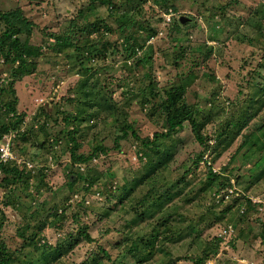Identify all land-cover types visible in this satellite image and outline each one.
<instances>
[{
  "label": "rangeland",
  "instance_id": "374dc122",
  "mask_svg": "<svg viewBox=\"0 0 264 264\" xmlns=\"http://www.w3.org/2000/svg\"><path fill=\"white\" fill-rule=\"evenodd\" d=\"M94 2L0 0L35 24L29 43L42 48L13 83L15 112L11 63L0 56V129L11 126L0 145L13 154L0 162V240L18 249L30 233L21 226L42 223L27 249L67 247L55 264H198L214 244L200 263L264 264V105L227 147L216 138L264 84V0ZM61 33L76 46L56 51ZM187 77L184 102L199 122L211 117L201 126L206 145L185 120L156 140L170 159L138 180L148 154L157 158L143 143L165 131L166 107L177 102L166 90ZM78 111L87 115L74 126L65 116ZM96 146L90 160H72ZM8 160L25 183L3 178Z\"/></svg>",
  "mask_w": 264,
  "mask_h": 264
},
{
  "label": "trees",
  "instance_id": "16d2710c",
  "mask_svg": "<svg viewBox=\"0 0 264 264\" xmlns=\"http://www.w3.org/2000/svg\"><path fill=\"white\" fill-rule=\"evenodd\" d=\"M94 3H98L99 0H94ZM129 2H132V0H127ZM100 3V2H99ZM136 10H138L137 4H132ZM128 15V16H127ZM122 17L126 18L125 21H129L130 14L124 12L121 15ZM104 22H91L89 23V31L97 30L100 26H104ZM35 24L26 18L21 12L20 9L14 8L9 10H0V56L7 62L11 63V77L10 81L8 82V91L11 95V97L8 100V108L15 112V103H16V94L13 87V83L16 79H21L23 73L30 72L31 69L35 67V60L33 59L35 55H38L41 53L42 48L41 46H36L31 43H29L28 36L31 34L33 27ZM122 26H124V23L122 21ZM20 34H25V37L21 39ZM54 42L53 47L56 51L61 50L63 47H74L76 46V43L69 38L66 34H56L53 36ZM136 38L132 39L133 45H140L136 42ZM75 50H78V48H74ZM90 70V68L85 67V71ZM11 73V72H10ZM191 78H188L186 80H183L182 82L176 84V86L169 87L166 90L167 98L165 99L166 102L170 101V95H174L173 98L177 100L173 105V108L170 110V108L166 107L167 113H166V129L165 131H162L160 133L155 132L154 137L151 141H145L143 144L147 146L148 151L155 152L157 154V158L155 161L151 164V156H149V163H148V169L145 171L146 173L142 174L138 180L141 178H149L152 177L154 172H156L159 167L157 165H162L163 163L167 162L170 159V147L169 145L162 146V142L157 143L156 140L159 137L167 138L172 134L173 132H176L181 126L182 123L187 120L191 123V130L196 138V140L199 141L201 145H206V139L207 137L202 135L201 132V126L202 124H205L210 120V115L207 113H203L202 119L199 122L198 118L191 112L189 105H187L184 102V99L182 98V94L188 83H190ZM84 88V87H83ZM82 90H78V92L81 93ZM3 91V90H2ZM258 95L252 96L248 98L247 104L245 109L240 112L238 118L234 119L235 114L232 113L231 120H229L223 128H220L216 138H218L219 143H223V147H227L233 140V138L240 132V130L247 124V122L253 118L257 112L258 108L262 107L264 105V84H259L257 88ZM87 93L84 92V95ZM262 99V100H261ZM259 102V105L254 108V105ZM87 114L83 113L82 111H78L75 114L72 115H66L65 117L72 122L75 121V125L77 124V121L84 119ZM11 126L5 125L2 129H0V136L3 132H7L10 129ZM125 127L131 128V126L124 125L122 128L123 134L127 133V130ZM132 134H135L134 130L131 131ZM118 139H120L117 136ZM217 142V141H216ZM150 143V144H149ZM76 144L72 146V149H75ZM102 146H96L93 151L87 155H84L82 153L71 155L72 160L76 159L79 162H86L90 160V158L94 157L95 154L102 150ZM11 161L8 160L5 163H2L1 169L3 171L4 176L3 178L12 179L15 183H21L26 182L27 179L25 177H22V171L18 170L14 166H11ZM7 163V164H6ZM208 171L210 173H213L212 167L210 164H208ZM78 174L74 171H71V176H74L72 180H70L69 184L74 182ZM89 179L88 177L86 180ZM136 182V179H134L130 184H133ZM127 186V185H126ZM131 189V185L126 187L125 192L129 191ZM124 192V191H123ZM147 195V193H146ZM120 198V197H119ZM13 201L7 200L5 204H11ZM153 211V210H152ZM43 227V224H39V226H35L32 224L31 226L29 224H26L24 226H21V230H19V234L25 233L26 228L30 229V233L27 235L26 239H23L22 244L18 249L11 250L9 249L3 241L0 240V264H55L56 257L61 256L63 253H65L68 248L63 249L61 244H57L55 247H50L49 245L46 246V248L41 249L36 254V248L32 250H28L27 248L33 244H36V232L40 228ZM27 233V232H26ZM24 235V234H23ZM87 236V234L85 233ZM214 249H218V247L214 244L212 246ZM27 249V250H26ZM213 249V251H214ZM103 255L108 256V253L101 249ZM211 249H209L208 252H203L201 256L197 259L196 262L198 264L202 259H205V256L209 254V252H213ZM213 254V253H212ZM139 261L140 258H139ZM99 263V262H98Z\"/></svg>",
  "mask_w": 264,
  "mask_h": 264
},
{
  "label": "built area",
  "instance_id": "2783aa9c",
  "mask_svg": "<svg viewBox=\"0 0 264 264\" xmlns=\"http://www.w3.org/2000/svg\"><path fill=\"white\" fill-rule=\"evenodd\" d=\"M8 157H13V154L10 153L9 147H8V142H7L6 144L0 145V162L7 160ZM229 189H231V188H229ZM231 191H232V189H231Z\"/></svg>",
  "mask_w": 264,
  "mask_h": 264
},
{
  "label": "water",
  "instance_id": "95a60500",
  "mask_svg": "<svg viewBox=\"0 0 264 264\" xmlns=\"http://www.w3.org/2000/svg\"><path fill=\"white\" fill-rule=\"evenodd\" d=\"M178 20L179 22L184 23L186 20H190V18L184 15H181L179 16Z\"/></svg>",
  "mask_w": 264,
  "mask_h": 264
}]
</instances>
